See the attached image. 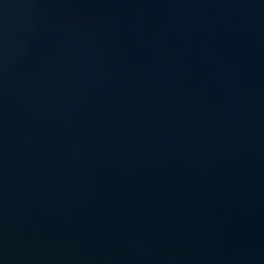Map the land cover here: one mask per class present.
I'll return each mask as SVG.
<instances>
[{
  "label": "water",
  "instance_id": "95a60500",
  "mask_svg": "<svg viewBox=\"0 0 264 264\" xmlns=\"http://www.w3.org/2000/svg\"><path fill=\"white\" fill-rule=\"evenodd\" d=\"M0 264H264V0H0Z\"/></svg>",
  "mask_w": 264,
  "mask_h": 264
}]
</instances>
